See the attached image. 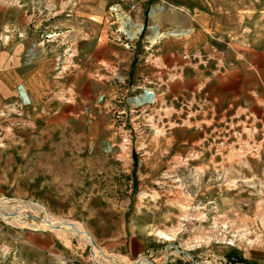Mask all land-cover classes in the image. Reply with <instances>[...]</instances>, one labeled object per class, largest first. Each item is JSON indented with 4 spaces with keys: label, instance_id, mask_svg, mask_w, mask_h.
<instances>
[{
    "label": "rangeland",
    "instance_id": "374dc122",
    "mask_svg": "<svg viewBox=\"0 0 264 264\" xmlns=\"http://www.w3.org/2000/svg\"><path fill=\"white\" fill-rule=\"evenodd\" d=\"M120 1L0 0V264H244L264 247V0ZM154 32L197 46L181 84L157 81Z\"/></svg>",
    "mask_w": 264,
    "mask_h": 264
},
{
    "label": "crops",
    "instance_id": "0c3cea01",
    "mask_svg": "<svg viewBox=\"0 0 264 264\" xmlns=\"http://www.w3.org/2000/svg\"><path fill=\"white\" fill-rule=\"evenodd\" d=\"M185 26V22L182 23ZM157 26V30H158ZM159 31V30H158ZM181 34L178 36L165 35L161 40H156L157 46L152 52L156 53L151 60L152 68L157 73V81L165 83V79L169 77H175L176 83L181 84L184 79L182 74L183 69L190 65L188 54L198 52L197 46L190 40L182 38ZM2 61V60H0ZM2 64H0V108L2 107L3 101L6 98V84L4 83L1 75ZM239 113L245 116V109H239ZM256 128L254 125H249L248 129V140L249 143L255 144L257 139L255 138ZM240 258L244 264H264V247L260 245H250L243 249Z\"/></svg>",
    "mask_w": 264,
    "mask_h": 264
},
{
    "label": "bare ground",
    "instance_id": "6f19581e",
    "mask_svg": "<svg viewBox=\"0 0 264 264\" xmlns=\"http://www.w3.org/2000/svg\"><path fill=\"white\" fill-rule=\"evenodd\" d=\"M116 17L117 20L120 23V28L124 31V33L129 37V39H132L135 37V35L137 33H139L141 26L139 24H132L130 23V19L125 16L121 10L116 9ZM151 18L154 19V13H152ZM127 26V27H126ZM177 36V35H174ZM160 37H162V35L158 34L157 32H154V35L150 38V40L152 42L156 41L157 39H159ZM151 97L148 98L146 96H142L140 99L136 100L135 103L136 104H141V103H145V102H150ZM76 228L78 229L77 231H82L79 227L76 226ZM86 236V235H85ZM90 242V241H89Z\"/></svg>",
    "mask_w": 264,
    "mask_h": 264
},
{
    "label": "built area",
    "instance_id": "2783aa9c",
    "mask_svg": "<svg viewBox=\"0 0 264 264\" xmlns=\"http://www.w3.org/2000/svg\"><path fill=\"white\" fill-rule=\"evenodd\" d=\"M120 2H125L126 3V5H127V7H128V12L127 13H129L130 11H134L135 10V2H134V0H121ZM115 7H117V5L116 6H114L113 7V9L115 8ZM112 9V10H113ZM118 9L120 10V8L118 7ZM113 13H115V11L113 10L112 11ZM122 12V11H121ZM123 13V12H122ZM124 14V13H123ZM125 15V14H124ZM141 94H144L146 97H148V98H150V97H153V94L150 92V91H148V90H144ZM150 95V96H149ZM146 103H148V102H145V103H141L140 105H142V104H146Z\"/></svg>",
    "mask_w": 264,
    "mask_h": 264
},
{
    "label": "water",
    "instance_id": "95a60500",
    "mask_svg": "<svg viewBox=\"0 0 264 264\" xmlns=\"http://www.w3.org/2000/svg\"><path fill=\"white\" fill-rule=\"evenodd\" d=\"M150 96V95H149ZM56 229V227H54ZM85 234L89 237L90 239V242L94 244V241L93 239L89 236V234L87 232H85ZM90 247V246H89ZM97 247V246H96ZM168 248V247H167ZM173 249H175L176 251H178L175 246H172ZM168 254H167V249L165 251V258H167ZM141 262L140 261H134L132 264H140ZM150 263V262H149Z\"/></svg>",
    "mask_w": 264,
    "mask_h": 264
},
{
    "label": "trees",
    "instance_id": "16d2710c",
    "mask_svg": "<svg viewBox=\"0 0 264 264\" xmlns=\"http://www.w3.org/2000/svg\"><path fill=\"white\" fill-rule=\"evenodd\" d=\"M238 263H243V260L239 257L238 260L236 261Z\"/></svg>",
    "mask_w": 264,
    "mask_h": 264
}]
</instances>
